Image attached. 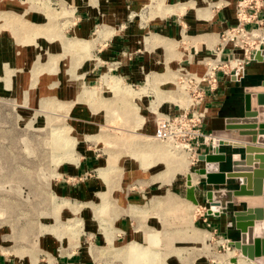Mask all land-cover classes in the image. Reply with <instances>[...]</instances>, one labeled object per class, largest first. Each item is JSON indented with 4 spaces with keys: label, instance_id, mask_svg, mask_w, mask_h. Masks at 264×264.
I'll list each match as a JSON object with an SVG mask.
<instances>
[{
    "label": "rangeland",
    "instance_id": "obj_1",
    "mask_svg": "<svg viewBox=\"0 0 264 264\" xmlns=\"http://www.w3.org/2000/svg\"><path fill=\"white\" fill-rule=\"evenodd\" d=\"M155 1L161 9L163 1ZM23 9L29 10L28 16L22 17ZM75 12L64 0H0V38L10 41L5 52L16 54L8 65H0V264H71L74 259L89 261L79 264H188L193 258L188 240H193L191 252L199 255L201 264H252L233 253L231 240L200 221L215 215L188 197L193 187L195 195L204 194L198 186L205 178L197 172L199 162L156 139V127L154 133L144 127L148 116L139 109L138 99L147 100L154 124L167 109L173 116L182 112L188 98L184 89L180 92L178 71L187 66L170 68L168 80L156 92L149 79L138 89L114 73L93 84L87 80L88 63L94 60L95 72L107 67L97 49L103 33L99 28L90 39L71 36ZM75 41L82 43L66 48ZM58 129L73 138L70 146ZM179 131L177 125L172 130ZM86 148L107 160L117 157L110 184L117 174H124L129 183V162L139 161L145 169L155 165L156 172L171 175L168 189L154 204L157 210L162 201L172 205L162 220L165 224L149 232L148 243L117 241L116 220L110 225L101 221L107 201L99 198L91 205L57 191L61 181L75 180L63 169L80 160ZM191 178H196L194 184ZM113 199L117 204V196ZM90 218L96 225L87 224ZM104 229L114 237L113 243H98ZM166 241L179 250H166Z\"/></svg>",
    "mask_w": 264,
    "mask_h": 264
},
{
    "label": "crops",
    "instance_id": "obj_2",
    "mask_svg": "<svg viewBox=\"0 0 264 264\" xmlns=\"http://www.w3.org/2000/svg\"><path fill=\"white\" fill-rule=\"evenodd\" d=\"M209 1L218 0H161L162 4L159 5L160 8L163 6L161 9L156 6L157 1L155 0H64V3L74 8L77 14V22L70 30L71 36L77 39H90L99 31V28L103 33L97 49L100 47L98 51L101 56L99 58L107 62L105 63L107 67L104 71L95 72L92 68L94 60L88 63L87 80L98 84L100 79L109 75L108 73H114L123 83L140 86H144L149 79L153 90H158V87L168 80L169 76L165 75L168 70L180 64L186 65L192 72L203 74L205 66L198 60L211 55L212 49L220 42L219 34L237 24L235 13L237 0H225L228 4L219 10L210 7ZM21 12L22 17L29 15L28 9H23ZM37 20L40 21L39 17ZM9 43L10 41L0 38V65H8L11 60L15 59V53L10 55L9 52H5L10 47ZM227 54L228 51L224 56L227 57ZM245 70L248 77L258 78L264 75V63L253 60L246 65ZM165 85L173 88L170 83ZM107 86L106 84L104 87L107 89ZM138 100L136 102L140 106L139 109L143 108L148 116L144 124L145 130L154 133L155 124L146 108L147 100ZM204 108L207 118L202 130L206 134L223 130L226 118L235 117L242 112V84L234 82L232 77L221 74L219 90L216 94H208ZM91 125L93 128L96 126L95 123ZM214 137L233 139L218 135ZM232 141L238 142V145L264 148V145L255 142L235 139ZM210 146L213 147V144L211 143ZM210 146H205L201 153H210L212 150ZM81 154L80 160L64 167L63 173L67 172V175L75 180L73 182H70V179L61 181L57 185L59 194L76 202H88L91 205H94L93 203L99 198L101 203L107 201L109 205L101 221L103 225H110L109 221L116 220L117 241L119 240V243H148L149 232L154 229V226L165 224L162 220L172 205L167 201H162L163 206L161 203L157 210V204H154L157 195L165 193L168 189L172 181L171 175L156 172L155 165H149V168L145 169L139 161L129 162L126 163L129 183L125 182L124 174L123 178L121 174H117L113 175L114 184H110V176H112L110 172L103 177L99 171L107 165L108 160L103 156H98L90 148L81 150ZM201 167H204L202 161L197 164V168ZM91 173L97 174L91 175ZM87 174L89 176H86ZM233 182L231 188H235L237 181L233 180ZM104 184L107 185L106 189ZM198 184L204 194L198 195L199 191H197V199L201 204L209 207L206 192L218 189V187L207 185L204 177L200 178ZM115 196H117V204L113 199ZM185 202L181 205L185 206ZM233 210L222 211L220 216L209 215L200 221L204 222L203 226L209 227L219 236L229 241L236 240L238 234L234 226ZM87 224L96 225L93 218H90ZM99 240L100 242L97 241L100 244L104 242L109 244L113 243L114 237L104 229ZM172 241L177 243L180 239ZM165 244L166 250L170 248L174 251L179 250L177 245L168 244V241ZM193 244V240H188L187 249L190 250L188 253L193 254L188 264H195L196 261L197 264H201L199 255L191 252ZM84 262V260L80 262L74 259L71 264ZM86 262L89 263L88 260Z\"/></svg>",
    "mask_w": 264,
    "mask_h": 264
},
{
    "label": "water",
    "instance_id": "obj_3",
    "mask_svg": "<svg viewBox=\"0 0 264 264\" xmlns=\"http://www.w3.org/2000/svg\"><path fill=\"white\" fill-rule=\"evenodd\" d=\"M254 60L264 63V49L256 52ZM263 77L250 78L245 69L236 72L232 79L242 84V112L226 118L223 130L213 135L264 145ZM199 160L204 163L199 173L205 176V183L218 187L206 192L209 214L220 216L222 211L234 209L238 238L230 243L244 257L264 264V148L220 142ZM233 180L237 181L235 188H231ZM188 194L198 205L194 187Z\"/></svg>",
    "mask_w": 264,
    "mask_h": 264
},
{
    "label": "built area",
    "instance_id": "obj_4",
    "mask_svg": "<svg viewBox=\"0 0 264 264\" xmlns=\"http://www.w3.org/2000/svg\"><path fill=\"white\" fill-rule=\"evenodd\" d=\"M208 3L216 10L228 4L225 0ZM235 13L237 24L219 34L220 42L212 49L211 55L198 60L204 64L205 72L198 74L184 67L178 71L182 86L180 92L183 93L184 89L188 98L185 107H181L182 112L173 116L174 113L166 111L155 119V138L172 149L186 152L197 162L203 148L210 146L213 136V133L206 134L202 130L207 118L204 102L208 94H216L219 90L221 74L233 78L238 70L245 69L254 60L257 51L264 49V0H237ZM128 86L142 87L136 84ZM176 125L180 126L178 134L172 132ZM201 206L205 205L198 200V207Z\"/></svg>",
    "mask_w": 264,
    "mask_h": 264
},
{
    "label": "bare ground",
    "instance_id": "obj_5",
    "mask_svg": "<svg viewBox=\"0 0 264 264\" xmlns=\"http://www.w3.org/2000/svg\"><path fill=\"white\" fill-rule=\"evenodd\" d=\"M80 43H82V42H77V41H75L73 44L72 43H68V44H66V48H67V45L70 47V48H76V44H79L80 45ZM86 45L87 44H85V43H83L81 46H83L82 48H85L86 47ZM197 68V67H196ZM201 72V71H200ZM199 72V73H200ZM109 82H110V80H109ZM112 82V81H111ZM119 84H120V82H118ZM117 83V84H118ZM115 84V83H114ZM116 84V85H117ZM115 85V86H116ZM123 87V86H122ZM117 88H119V87H117ZM132 91V90H131ZM132 92H134V90L132 91ZM136 92V91H135ZM134 92V93H135ZM132 93L131 92H129L128 93V95H131ZM160 95V94H159ZM132 97V96H131ZM154 109V108H153ZM155 111V110H154ZM55 131H56V129H55ZM58 132H61L60 134H59V136H63L65 139H66V142H65V145L67 144V146H70L71 145V142L72 141H70V140H72L73 138L69 135H67V133H65L64 131L62 132V131H59V129L57 130V133ZM57 133L55 132V134L57 135ZM215 135H213L212 137H211V140H210V144L212 143L213 144V146H218V144L220 143V142H227V143H230V144H234V145H238V142H236V141H232L233 139H228V138H219V139H217L216 137H214ZM57 137V136H56ZM69 139V140H68ZM168 147V146H167ZM199 158V157H198ZM115 162H117V157H113V158H111L110 160H108V163H107V166L106 167H104V168H101L100 169V172L101 173H103L102 175H107V173H109V172H111L112 171V169L113 168H115ZM199 162H201V160H199ZM202 168H204V167H202ZM202 168H200V170L202 169ZM199 170V171H200ZM199 171H197V172H199ZM201 176V175H200ZM196 180V178H191V182L194 184V181ZM134 245H138V244H134ZM234 247V246H233ZM133 251H135V250H138V249H135V248H133L132 249ZM234 252H238L241 256V258L240 259H245V261H247V262H251L252 264H256L254 261H251V260H249L248 258H246V257H244L243 255H242V253H241V251H239V250H237V249H235V247H234V250H233V253ZM135 254H140V253H133V255L134 256H138V255H135ZM132 262H134V260L132 259L131 260Z\"/></svg>",
    "mask_w": 264,
    "mask_h": 264
}]
</instances>
